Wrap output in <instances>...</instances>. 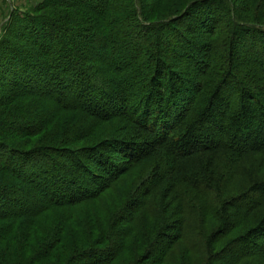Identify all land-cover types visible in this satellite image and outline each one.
<instances>
[{
  "label": "trees",
  "instance_id": "trees-1",
  "mask_svg": "<svg viewBox=\"0 0 264 264\" xmlns=\"http://www.w3.org/2000/svg\"><path fill=\"white\" fill-rule=\"evenodd\" d=\"M0 264H264V0L11 9Z\"/></svg>",
  "mask_w": 264,
  "mask_h": 264
},
{
  "label": "rangeland",
  "instance_id": "rangeland-1",
  "mask_svg": "<svg viewBox=\"0 0 264 264\" xmlns=\"http://www.w3.org/2000/svg\"><path fill=\"white\" fill-rule=\"evenodd\" d=\"M38 3H40V0H5L3 3H0V24L3 22V19L8 17L11 9H14L21 14L25 13L28 8L34 7Z\"/></svg>",
  "mask_w": 264,
  "mask_h": 264
}]
</instances>
